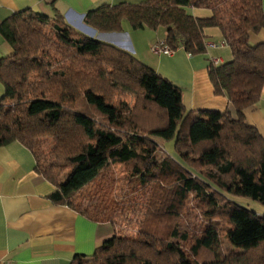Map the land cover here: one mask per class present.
Instances as JSON below:
<instances>
[{
  "label": "trees",
  "instance_id": "1",
  "mask_svg": "<svg viewBox=\"0 0 264 264\" xmlns=\"http://www.w3.org/2000/svg\"><path fill=\"white\" fill-rule=\"evenodd\" d=\"M84 21L103 32L125 22L163 29L172 50L191 54L206 52L205 28H219L232 58L210 64L209 76L236 116L187 109L179 85L59 11L5 19L0 33L13 53L0 58V146L25 145L56 186L53 200L94 221L113 224L142 204L136 236L115 233L70 264H264V214L234 200L264 204V140L243 117L264 84V42L249 41L264 29L262 0L104 3ZM157 137L175 138L180 159L162 154ZM116 165L128 173L124 188Z\"/></svg>",
  "mask_w": 264,
  "mask_h": 264
},
{
  "label": "crops",
  "instance_id": "2",
  "mask_svg": "<svg viewBox=\"0 0 264 264\" xmlns=\"http://www.w3.org/2000/svg\"><path fill=\"white\" fill-rule=\"evenodd\" d=\"M140 0H0V24L13 13L27 8L53 16L59 11L73 26L94 38L112 42L135 54L161 75L182 88L187 109L229 110L233 105L223 93L215 92L209 76L213 57L218 64L232 58L228 45L222 46V32L205 28L207 50L191 54L179 48L171 55L152 50L165 39L163 29H134L129 22L122 31H99L84 21L86 12L101 4L136 3ZM264 10V0H262ZM197 17H209L211 10L191 7ZM90 29V31H87ZM90 32V33H88ZM252 44L264 42V29L249 33ZM217 43V47L210 46ZM13 53V47L0 33V58ZM5 86L0 81V98ZM244 120L254 126L264 140V84L258 100L243 109ZM56 186L36 169L33 153L21 142L0 146V264H70L76 254H92L116 232L110 222H97L70 205L52 198ZM241 205L264 214V204L248 200ZM254 206V207H253Z\"/></svg>",
  "mask_w": 264,
  "mask_h": 264
},
{
  "label": "rangeland",
  "instance_id": "3",
  "mask_svg": "<svg viewBox=\"0 0 264 264\" xmlns=\"http://www.w3.org/2000/svg\"><path fill=\"white\" fill-rule=\"evenodd\" d=\"M189 11H190V9H189ZM87 31L91 32L90 29H87ZM90 32H88V33H90ZM130 100H132V99H130ZM157 140L160 144L162 154L170 155L171 157L176 158L178 160L180 159L179 156H177V154L174 151L175 138L166 140V139H161V138L157 137ZM116 166L114 167V169H116V176L119 180L118 184H119V186H122V188H124L126 186V180L125 179L128 178V173L125 170V167L123 165H116ZM94 186L95 185L85 187L83 189V191H81V194L90 191L91 188H94ZM120 192H122V191H120ZM120 192L118 190V192H116L117 195H119ZM234 200L239 201L241 203H245L244 200H248V202H252V203H250V206H252L253 202H255L251 199L238 198V197L234 198ZM140 207H142V204L138 203L137 210L133 209V208H129L126 218H118L115 220V223H113L114 224L113 226H114V230H115L116 234L121 233V234H124L125 236H127V235L136 236L138 234L139 223L137 222V220L139 217L141 218V216H142V211L141 210L138 211V209H140ZM183 226H188V225L185 224Z\"/></svg>",
  "mask_w": 264,
  "mask_h": 264
},
{
  "label": "built area",
  "instance_id": "4",
  "mask_svg": "<svg viewBox=\"0 0 264 264\" xmlns=\"http://www.w3.org/2000/svg\"><path fill=\"white\" fill-rule=\"evenodd\" d=\"M220 44H221L222 46H224V45H227V42H226L225 40H222V41L220 42ZM210 46H212V47H217L218 44H217V43H210ZM152 50L155 51V52H158V53L160 52V53L168 54V55H171V54L174 52V50H172V49L166 44L165 40L159 41L157 44H155V45L153 46ZM220 60H221V59H220L219 57H213V58H212V62H213L214 64H218V63L220 62Z\"/></svg>",
  "mask_w": 264,
  "mask_h": 264
}]
</instances>
